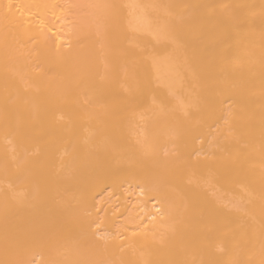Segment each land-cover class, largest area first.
I'll use <instances>...</instances> for the list:
<instances>
[{"label":"bare ground","instance_id":"1","mask_svg":"<svg viewBox=\"0 0 264 264\" xmlns=\"http://www.w3.org/2000/svg\"><path fill=\"white\" fill-rule=\"evenodd\" d=\"M0 264H264V0H0Z\"/></svg>","mask_w":264,"mask_h":264}]
</instances>
